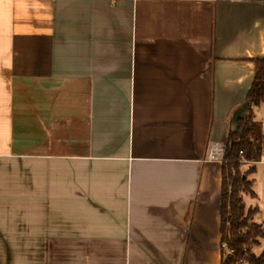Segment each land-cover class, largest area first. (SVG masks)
Wrapping results in <instances>:
<instances>
[{"label":"crops","instance_id":"1","mask_svg":"<svg viewBox=\"0 0 264 264\" xmlns=\"http://www.w3.org/2000/svg\"><path fill=\"white\" fill-rule=\"evenodd\" d=\"M263 56L259 0H0V264H219Z\"/></svg>","mask_w":264,"mask_h":264},{"label":"trees","instance_id":"2","mask_svg":"<svg viewBox=\"0 0 264 264\" xmlns=\"http://www.w3.org/2000/svg\"><path fill=\"white\" fill-rule=\"evenodd\" d=\"M253 62L252 85L244 102L233 110L231 126L224 141L219 264H264V250L259 255L253 251L264 239V225L255 221L260 210L258 207L247 208L243 198V194L257 197L253 190L254 180L249 177L256 172V162L260 161L264 151L263 126L254 115L255 107L264 104V56ZM243 161L253 164L245 173L240 171Z\"/></svg>","mask_w":264,"mask_h":264},{"label":"rangeland","instance_id":"3","mask_svg":"<svg viewBox=\"0 0 264 264\" xmlns=\"http://www.w3.org/2000/svg\"><path fill=\"white\" fill-rule=\"evenodd\" d=\"M258 118L264 124V106L259 110ZM251 165L253 164L243 161L240 166V171L242 173L247 172ZM249 178L254 180L253 190L256 192L257 197L253 198L248 194H243L244 203L247 208H259L260 212L255 217V221L264 225V154H262L260 161L256 162V172ZM263 250L264 239H261L260 243L253 248V251L255 254L259 255Z\"/></svg>","mask_w":264,"mask_h":264},{"label":"built area","instance_id":"4","mask_svg":"<svg viewBox=\"0 0 264 264\" xmlns=\"http://www.w3.org/2000/svg\"><path fill=\"white\" fill-rule=\"evenodd\" d=\"M226 153V145L224 142L212 143L208 148L206 161L222 163Z\"/></svg>","mask_w":264,"mask_h":264}]
</instances>
